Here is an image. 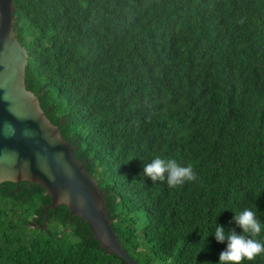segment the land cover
<instances>
[{"label":"trees","instance_id":"obj_1","mask_svg":"<svg viewBox=\"0 0 264 264\" xmlns=\"http://www.w3.org/2000/svg\"><path fill=\"white\" fill-rule=\"evenodd\" d=\"M26 87L97 181L138 264H218L256 212L264 241V0H13ZM156 156L192 164L169 187ZM39 185L0 186V264H127ZM46 221V223H45ZM264 264V254L254 262Z\"/></svg>","mask_w":264,"mask_h":264},{"label":"water","instance_id":"obj_2","mask_svg":"<svg viewBox=\"0 0 264 264\" xmlns=\"http://www.w3.org/2000/svg\"><path fill=\"white\" fill-rule=\"evenodd\" d=\"M15 22L13 0H0V186L24 181L39 185L51 198L45 216L67 207L89 226L102 249L138 264L113 231L97 181L27 89L28 52L17 38Z\"/></svg>","mask_w":264,"mask_h":264},{"label":"clouds","instance_id":"obj_3","mask_svg":"<svg viewBox=\"0 0 264 264\" xmlns=\"http://www.w3.org/2000/svg\"><path fill=\"white\" fill-rule=\"evenodd\" d=\"M143 175L153 182L167 180L169 187L181 185L186 181L196 180V172L192 164L181 166L175 160H166L156 156L150 163L145 164ZM236 224L242 229L237 234L235 230L225 231L223 226L216 224L214 237L218 243L227 242V247L219 254L218 264H243L254 262L264 254V241L256 239L262 232V224L256 212L245 208L233 217ZM211 264V262H206Z\"/></svg>","mask_w":264,"mask_h":264}]
</instances>
